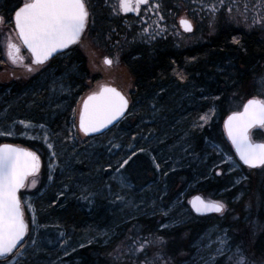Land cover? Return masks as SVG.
Instances as JSON below:
<instances>
[{"label":"rangeland","instance_id":"374dc122","mask_svg":"<svg viewBox=\"0 0 264 264\" xmlns=\"http://www.w3.org/2000/svg\"><path fill=\"white\" fill-rule=\"evenodd\" d=\"M224 1V13L219 9L215 13L211 12L209 6H206L208 1L201 2L205 6L204 12L197 5L195 15L202 18L206 31L197 29L195 34L182 35L177 28L171 27L167 30L165 39L177 45H158V48L182 51L193 43L212 39L220 26L219 17L223 18L227 29H242L247 35L264 32V0ZM5 2L0 0V5ZM87 2L92 9L93 0ZM8 26L7 21L6 26L0 28L3 47L0 85L4 84L0 87V133L10 132L11 135H0V138L40 141L48 151L45 186H40L42 171L39 170L37 175L40 178L35 177V186L24 188V209L28 210L33 221L37 220L40 196L44 191L50 190L56 197L63 193L66 198L75 200L88 214L82 228L72 232L65 230L51 215L50 223L42 227L45 236L33 239L35 243L44 242L46 256L39 258L44 259V264H71L65 257L76 248L97 239L107 242L119 233L121 225L142 216L157 218L158 229H165L170 233L177 225L195 220L189 201L197 193L204 192L206 198L230 207L224 194L238 188L232 201L245 199L244 210L255 207L251 204V196H246L249 192L246 189L247 182L250 173L254 171L260 175L259 178L264 179V167L246 168L241 165L234 149L218 139L224 116L240 110L244 103L246 85L240 83L238 86V77L246 74L243 65L226 61L222 70L225 74L223 79L219 81L214 78L206 84L199 83V79L194 77L180 81L170 79L160 90L152 92L140 102L132 105L130 100L125 117L109 131L85 137L78 132L77 110L83 95L96 85L108 82L116 83L130 96L134 91L135 79L131 68L126 64V58L133 47L143 49L146 46L137 45V42L147 38V30L128 31L127 36L123 34L119 40V45H107L120 38L121 33L126 30L119 34L99 32L93 23L90 32L85 30L77 43L81 41L79 48L86 59L87 73L84 75L77 72L75 63L56 64L59 61L53 60L47 65H36L32 71L20 62L14 63L7 55L9 41L16 44L12 34L7 32ZM156 51L151 50L147 54L149 58L146 56L147 60L155 58ZM106 58L112 60V63H105ZM14 84H19L21 89L10 93L12 86L16 87ZM227 87L232 88L229 96L220 100ZM258 94H264V86L261 87L260 83ZM66 113L70 115L72 127L65 137L59 138L52 124ZM205 114L208 115L207 121L199 120ZM20 121L25 123L21 124ZM194 123H199L202 127H194ZM256 128L258 127L251 130V138L254 141L264 140V132ZM49 144L53 147L49 148ZM141 148L145 151H139ZM53 152L56 153L55 156L52 155ZM133 152L136 155L132 156ZM139 154L150 162L147 170L150 173L143 181L135 180L131 173L137 164L135 157ZM129 156L132 158L121 168L120 164ZM157 164L159 168L156 167ZM32 178L27 184H30ZM215 179L223 183V188L218 191L208 185ZM84 189L91 193L88 199L82 198ZM256 199L255 210L261 207V203L264 210V196L257 195ZM260 199L262 202H259ZM53 205L54 202L49 201L45 207ZM221 214V217L226 215L225 224L220 226L218 219L211 218L212 223L194 240L191 239L190 232L173 236L179 242L186 241L185 245L193 248L191 255L179 264H202L200 256H206L207 253L198 252L197 245L201 240L211 243L217 237H224L226 233L230 243L235 246L239 231L227 223L231 222L229 217L236 219L240 213L226 207ZM257 229V234L262 233L264 224L259 223ZM157 237L161 236H155L157 248L149 253L151 261L156 253L167 254L164 247L174 241L172 235L162 237V242H157ZM32 245L31 242L29 246ZM217 246L219 245H213ZM27 248L28 246H24L23 253L19 254V246L14 250L16 255L4 257L6 260L0 261V264H9V261L11 264H17V261L21 263L26 259ZM50 251L57 253L55 255ZM249 262L252 264L254 260Z\"/></svg>","mask_w":264,"mask_h":264},{"label":"trees","instance_id":"16d2710c","mask_svg":"<svg viewBox=\"0 0 264 264\" xmlns=\"http://www.w3.org/2000/svg\"><path fill=\"white\" fill-rule=\"evenodd\" d=\"M5 1L3 5L4 11L7 19H11V15L20 1ZM261 34L252 32L247 35L242 29L231 28L226 32L225 36H218L214 45H195L192 48L188 47L182 51L177 49L162 50L158 48V45L151 48L144 46L143 49H138L139 47L137 46L133 47L130 51V55L126 58V64L131 68L135 79L134 91L132 92L133 105L143 100V98L150 95L152 92L160 90L170 79H177L180 81L183 78L192 79L194 77L195 79H199V83L203 84L208 83L214 78L221 81L225 75L222 70L226 61L234 62L237 65H243L246 70V74L242 77H238V79L240 78L238 86H240V83L244 86L246 85V91L244 90V92H246L245 100L253 96L264 99V94H258L259 83L261 78H264V62H262L264 59V32H261ZM221 42H225V45H221ZM2 50L3 47L0 35V64L2 61ZM151 50L157 51L154 54L155 58H151L149 61L147 60V58H149L147 54ZM54 60L57 62L59 61V63L56 64L65 62L73 65L75 63L78 73L84 75L87 73L85 55L77 45L71 46L62 56L56 57ZM87 78H89V76H87ZM3 86L4 84L0 85V87ZM14 86L16 87L12 86V92L10 93H14L16 89H21L19 84H14ZM235 86H237V84ZM231 90L232 88L227 87L220 100L227 98ZM69 116V113H66L53 121V129L59 134V138L65 137L72 127ZM220 130L218 139L230 145L223 130V121L221 122ZM5 141L26 146L38 153L41 158L40 171H42L40 186L41 188L44 187L47 179L45 168L48 154L47 147L40 141L20 139L2 140V138H0V143ZM135 160H137V164H135L131 173L134 175L135 180L143 181L147 178L148 173H150V170L147 171L150 162H148V158L141 154L137 155ZM132 163L133 162L128 165L129 170ZM259 176L257 171L251 172L246 187V189L249 190L246 196H251L253 200L251 204L252 206L254 204L255 207H248L244 210L245 199H240L236 202L232 201V198L236 196L238 188H233L231 191L224 194V196L227 197V204L230 206L228 207V205H226V207L234 212L240 213L239 217L236 219H231V217H229L231 222L227 223L228 226L239 231V234L236 235L237 242H235V246L238 245L242 248L246 257H249L248 261L254 260L255 263L264 262V230L262 233L257 234L258 224H264L263 204L261 203V207L255 210L257 206L256 196H264V179L259 178ZM35 177L40 178L38 175ZM208 185L215 191L223 188V183L216 179L209 182ZM20 195L21 198H23L24 189L21 191ZM203 195L205 196L204 192ZM49 201H53L54 205L45 207V204ZM38 202V219L35 221L32 220L30 213L25 208V217L29 232L22 244L28 246V250L26 259L20 264H44V259L39 260L40 257L44 258L46 256L44 254V242H37L32 246L29 245L35 237L45 236V230L42 227L50 223L51 215L64 226L65 230L70 232L81 229L83 222L88 217V214L79 207V204L75 200L66 198L65 195L56 197V194L52 193L50 190L44 191ZM259 202H262L261 199ZM193 215L195 214L193 213ZM225 217L226 215H224V217L216 215L210 218H199V216H197L194 221L177 225L178 227L169 233L165 229H158L157 218L142 216L139 219H134L121 225L119 233L111 240L102 242L100 239H97L89 242L76 248V250L65 257V259L70 260L71 264H149V261H151L149 253L152 249L155 250L157 248L155 245L156 235L161 237L172 235L173 237L174 235H179L181 233L188 234V232H190V234H192L191 239L194 240L212 223L213 220H211V218L218 219V223L221 226L225 224ZM255 235L256 240L253 239ZM173 238L174 241H171V243L164 247L167 253L165 255L167 256L163 253H161L160 256L163 257L164 255V259L168 261V264H179L191 255L193 248L189 247V245L186 246V241L182 240L179 242L175 237ZM133 241L136 243L133 244ZM144 241H151L152 244L150 246L146 245L143 252L136 251L133 253V251H130V249L138 248L139 244ZM50 252H53L55 255L57 253H55V251ZM4 260L6 259L0 258V261ZM156 264H160V262L156 261Z\"/></svg>","mask_w":264,"mask_h":264},{"label":"snow or ice","instance_id":"6c2138e0","mask_svg":"<svg viewBox=\"0 0 264 264\" xmlns=\"http://www.w3.org/2000/svg\"><path fill=\"white\" fill-rule=\"evenodd\" d=\"M149 2L150 0H118V5L113 7V11H117L118 7L119 11L125 13H138L141 6L148 5ZM154 7L158 9L159 4H155ZM211 10L215 11V5L211 6ZM89 16L85 0H24L21 6L14 9V26L18 38L31 52L34 63L43 65L53 53L80 40L89 22ZM5 22L4 17L0 16V24ZM179 23L185 31H192L190 20L181 18ZM7 48V55L14 63H23V57L19 55V45L9 41ZM105 63L111 64L112 60L106 58ZM32 70L29 67V71ZM260 83L264 86V78H261ZM127 108L128 100L121 92L112 87L101 86L83 101L79 113V129L85 135L98 132L122 117ZM207 119V114L199 117V120L207 121ZM20 123L25 122L20 121ZM257 126L264 129V99L258 98L249 99L242 111L234 112L225 122L227 135L239 159L249 168L264 167V142H254L250 137V129ZM194 127H202V125L194 123ZM4 134L11 135L10 132L0 133V135ZM48 147L53 146L49 144ZM139 151L143 152L145 149L141 148ZM52 155L55 156L56 153L53 152ZM134 155L136 152L132 153V156ZM132 156L123 160L120 167L123 168L128 164ZM156 167L159 168V165L157 164ZM39 170L40 157L35 152L11 144L0 145V257L16 255L14 250L18 245L21 246L19 254L23 253L22 241L28 234L29 227L24 220V211L18 193L22 188L35 186L37 182L35 178L30 184H26V181L30 176L35 177ZM82 191V198L88 199L91 193L86 189ZM191 204L197 213H223L226 207L222 202H206L199 196L195 197ZM157 242H162V237H157ZM32 243L34 244L35 240H32ZM135 243L133 241V244ZM151 244V241H144L138 248L130 251L143 252L145 246ZM216 244L219 246L213 247ZM197 249L198 252L207 253L206 256H200L202 264H250L243 249L238 245L233 246L226 233L224 237H217L216 241L211 243L201 240ZM155 261L168 264L159 253L154 254L149 264H154ZM17 264L20 262L17 261Z\"/></svg>","mask_w":264,"mask_h":264},{"label":"flooded vegetation","instance_id":"af4514ba","mask_svg":"<svg viewBox=\"0 0 264 264\" xmlns=\"http://www.w3.org/2000/svg\"><path fill=\"white\" fill-rule=\"evenodd\" d=\"M18 1V0H17ZM16 1V3H17ZM20 3L17 4V7L21 6L24 0H19ZM202 1H208L209 9H211L210 6L215 5V11L216 9H219L220 12L224 13L225 10V1L224 0H150L148 5L141 6L139 12H122L119 11L117 7V11H113V7L118 5V0H93L92 2V9H90V5L85 0L86 6L89 10L90 16H89V22L88 27L86 31L90 32L92 28V24L97 27V30L99 32H108V33H114L119 34L121 32L120 38H118L116 41L110 42V44L107 43V45H119V40L124 35L127 36L128 31H151L145 33L147 36L146 39H142L141 41H138L137 45H146L148 47H153L156 45H177L173 41H166L165 34H167V30L172 28H177V31L182 35H192L195 34L198 30L202 29L204 31L207 30L206 26L202 25V18L197 15H195V11L197 8V5H199V9H201L203 12L205 10V6L201 3ZM159 4V8H155V4ZM16 7V8H17ZM3 5H0V16L4 17L5 23L0 24V28H4L7 24V21L9 23L8 31L12 34V37L17 45L20 47V53L19 55L23 57V65L22 66H28L27 68L31 67L34 69L37 64L34 63V59L31 55V52L22 44L20 39L18 38L17 31L15 30L14 26V12L11 15V19H7V16L5 14ZM193 11V12H192ZM215 11H212L215 13ZM199 14L200 11H199ZM207 13H205L204 17L206 18ZM94 17V19H93ZM160 17H163V19H160ZM186 18L191 21L192 23V31L186 32L182 30L180 26V19ZM219 19L222 21L223 18L219 17ZM219 21V28L215 32V36L211 39H204L203 41H200L199 43H193L190 48H192L195 45H214L216 42V39L218 36H225L226 32L231 28H226L225 22ZM223 23V24H222ZM133 28V29H132ZM234 28V27H233ZM132 29V30H131ZM184 31V32H183ZM258 33V32H256ZM81 43V41H80ZM79 44H75L78 47ZM225 42H221V45H225ZM173 50V49H171ZM66 51V50H65ZM64 53L61 52L51 59H49L47 62H45L43 65L50 64L56 57L62 56ZM87 67V65H86ZM129 99L132 100L133 105V98H132V92L129 96ZM258 130H261L264 132V129L256 128ZM262 141V140H259ZM203 195V194H202ZM204 196V195H203ZM205 197V196H204ZM206 198V197H205ZM208 199V198H206ZM211 200V199H208ZM216 215L221 216V213H215L207 216H199V218H210L215 217ZM194 217H197L194 215Z\"/></svg>","mask_w":264,"mask_h":264},{"label":"water","instance_id":"95a60500","mask_svg":"<svg viewBox=\"0 0 264 264\" xmlns=\"http://www.w3.org/2000/svg\"><path fill=\"white\" fill-rule=\"evenodd\" d=\"M89 11V10H88ZM13 20H14V16H13ZM181 26V25H180ZM87 27V26H86ZM181 28H182V30H184V28L181 26ZM192 29H193V27H192ZM85 30H86V28H85ZM84 30V31H85ZM185 31V30H184ZM186 32H188V31H186ZM84 33V32H83ZM83 33L81 34V36L83 35ZM79 42V41H78ZM77 42V43H78ZM77 43H74V44H71V45H69L67 48H64V49H59L57 52H55V53H53V55L49 58V59H51L52 57H54L55 55H57V54H59V53H61V52H63V51H65V50H67L68 48H70L71 46H73V45H75V44H77ZM26 47V46H25ZM27 48V47H26ZM48 59V60H49ZM47 62V61H46ZM101 86H108V87H112V88H115L117 91H119V92H121L125 97H126V99L128 100V108L125 110V113H124V115L122 116V117H120V118H118V120H116V121H113V123L112 124H109L106 128H103V129H101L100 131H98V132H94V133H88L87 135H85V133L84 132H82L80 129H79V113H80V111H81V109H82V105H83V101L87 98V96L88 95H90L92 92H94V91H98L99 90V88L101 87ZM84 97L82 98V100L80 101V103H79V106H78V132L81 134V136H85V137H90V136H95V135H101V134H103V133H105V132H107V131H109L111 128H113L114 126H116L124 117H125V115H126V113H127V111H128V109H129V106H130V99H129V96L121 89V88H119L117 85H116V83H108V82H106V83H100V84H98V85H96L95 87H93L92 89H89L84 95H83ZM251 98H258V97H255V96H253V97H250V98H247L245 101H244V103H243V105H242V107H241V109L240 110H238V111H233V112H230L229 114H227L226 116H225V118L223 119V130H224V132H225V135H226V138H227V140H228V142H229V144L232 146V148L234 149V151H235V147L232 145V143H231V140L229 139V137H228V135H227V130L225 129V122L227 121V119H228V117L230 116V115H232L234 112H240V111H242L243 110V107H244V105L247 103V101L249 100V99H251ZM258 99H260V98H258ZM257 127H259V126H257ZM255 128V127H254ZM253 129V128H252ZM252 129H250V132H251V130ZM250 137H251V135H250ZM252 139V138H251ZM253 140V139H252ZM254 141V140H253ZM254 142H258V143H260V142H264V141H254ZM3 144H11V145H14V146H16V147H20V148H24V149H27V150H29V151H33L32 149H30V148H28V147H26V146H23V145H20V144H17V143H13V142H9V141H5V142H2V143H0V145H3ZM33 152H35V151H33ZM36 153V152H35ZM235 153H236V151H235ZM37 155H38V153H36ZM39 156V155H38ZM40 157V156H39ZM236 157H237V159L239 160V162L242 164V165H244V166H246L247 168H249V166L248 165H245L244 163H243V161H241L240 159H239V156H238V154L236 153ZM40 167H41V158H40ZM257 168H259V167H257ZM35 175H37V174H35ZM33 176H30L29 178H28V180H30V178H32ZM27 180V181H28ZM27 181H26V184H27ZM23 189V188H22ZM22 189H20V191H19V193H18V195L20 196V199H21V202H22V208H23V211H24V220H25V222L27 223V221H26V219H25V209H24V206H23V201H22V198H21V195H20V193H21V191H22ZM197 196H199V197H201L203 200H205L206 202L207 201H214V200H208V199H206L202 194H199V193H197V194H195V195H193L192 197H191V199H190V201H189V206H190V208H191V211L196 215V216H206V215H210V214H215V212H207V213H197L196 211H195V209L192 207V204H191V201L195 198V197H197ZM28 224V223H27ZM27 236V235H26ZM26 236H25V238H26ZM25 238H24V240H25ZM22 243H23V241H22ZM20 245H18L17 246V248L19 247ZM0 258H4V257H0Z\"/></svg>","mask_w":264,"mask_h":264}]
</instances>
